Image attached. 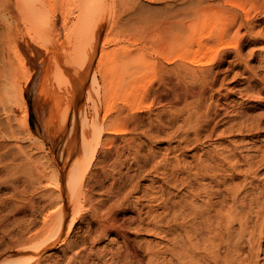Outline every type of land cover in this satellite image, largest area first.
Returning <instances> with one entry per match:
<instances>
[{
	"label": "rangeland",
	"instance_id": "374dc122",
	"mask_svg": "<svg viewBox=\"0 0 264 264\" xmlns=\"http://www.w3.org/2000/svg\"><path fill=\"white\" fill-rule=\"evenodd\" d=\"M87 2H91V7L86 6ZM87 2L0 0V123L4 122L1 129L7 130L5 125L9 127L11 125L10 128L18 133L13 137L17 139L12 141V138H4L5 144L9 149H14V152L16 148L13 145L15 143L21 145L26 149L31 161H35L34 165L24 164L20 168L12 165L11 168L4 169V159L7 157H0V254H4L8 247L16 245L15 242L23 232L27 231L24 234H29L40 231L41 235H45L43 233L45 230L48 232L50 217L45 218V226L42 225V218L52 209L47 206V198L41 199L39 194L29 191L31 187L27 183L28 177L36 176L37 171L43 169L47 175L49 174L47 176L49 182L54 183L58 179L64 181L65 173L59 176L58 171L62 172L66 162L69 163L68 166L76 161L86 162L85 159L88 157H83L82 150L87 147L89 151L90 147L97 148L90 170L101 174L100 166L105 163L103 173L106 176L101 177L99 182L93 181L91 192L98 213L105 214L108 211L106 215L126 223L134 219L133 223H129V231L135 232V235L131 236H135L136 245L139 248L141 246L142 252L139 251L141 263L169 264L171 259L177 264V261H174L176 259L170 258V236L166 232L160 233L147 214L149 209L154 210L155 215L162 214L160 201L166 192L175 191L168 185L170 177L165 174L170 171L171 165H176L178 161L181 163L180 166L192 164L198 157H209L215 152L226 155L232 148H236L235 152L239 157H260L258 155L264 152V9L259 10L260 0H87ZM206 4L216 6L220 17L217 19L215 17L214 27L206 25L204 18H210L208 15L212 14L207 12L201 19L200 27L193 28L200 34H207L208 30H211L208 39L206 38L203 43L205 54L198 57L203 63L210 59L209 64L198 65L182 61L178 54H181L183 47L182 51L186 50L188 55L196 49L194 42L189 41L185 45L187 37L185 25L195 10L201 9L200 7L203 9V5ZM206 7L207 5L204 9ZM225 10L233 11L237 16L238 21L234 27H230L232 20ZM96 16L103 18V26L94 57L89 58L86 54L90 49L93 23L98 19ZM223 20L226 22L221 23ZM246 20L251 23L249 26L251 31H247L249 28ZM238 23H242L244 28L241 27L239 34L235 32ZM220 24L224 29L222 39L219 41L221 44L215 34V29ZM166 25L171 28L168 29L169 33ZM248 32L250 33L247 34ZM241 33L246 35L245 38L244 36H241L243 39L239 38ZM105 39L104 46H101ZM234 42L239 44L234 48L239 50L238 56L231 46L225 45ZM223 51L229 53L224 61L221 58L225 55ZM108 52L115 58L122 59L128 54L126 60L132 61V64L129 62L128 71L133 67L142 69V66L144 71L132 69L131 74L129 72L125 74V79L130 78L128 81H120L116 85L109 83L104 73L106 61L110 60L107 58ZM85 58L86 61H90L87 65L90 69L86 71L88 75L77 90L74 86L71 91L69 80L73 77L78 79L75 73L77 70L81 72L83 64L81 68L80 64ZM21 61H24V71L20 68L23 64ZM162 63L169 67L177 64L192 67L197 70L199 77L203 76L200 70H207L206 80H211L213 75L216 77L212 87L207 88L206 94L192 102L193 105L190 103V108L187 106L185 108L183 103L167 97L170 94H166L165 91L163 93L166 96L161 92L157 94L153 90L143 88L147 85L153 88L159 85ZM136 72L141 74L134 75ZM25 74L31 75L28 85L23 82ZM128 74L130 75L127 76ZM93 77L97 85L94 87L96 95L94 102H90L87 99L86 88L90 86ZM185 77L184 82L189 84V75ZM20 89L26 106L29 131L33 136L45 139V144L35 145L32 139L27 138L24 127H20L19 119H22L23 115L20 110ZM75 90L78 93L77 97H73ZM50 104L54 120L51 119L50 112L48 113ZM106 104L109 105V109L106 108ZM97 105L98 108L95 107ZM128 105L144 106L129 114ZM94 107L100 110L98 115H94ZM37 108L40 111L45 110L43 118L54 130L52 138L50 136L45 138L36 118ZM106 109L109 113L105 116ZM117 112H121L122 115L118 113L116 116ZM66 113L67 123L62 129L60 119ZM123 113L129 115V118ZM6 117H9L7 121ZM241 119L245 120L247 129L246 127L241 131H236L237 127L229 129L231 124L239 123ZM114 120L119 123L117 125L128 127L127 133L108 135L106 131L111 122L115 124ZM84 122L85 127L90 126V131L87 129L88 133L80 143L81 127ZM191 123L197 125L196 131ZM107 136H113L114 139L106 142ZM66 138L68 142L64 145ZM121 138L128 139L122 141ZM57 142L59 144L56 146ZM104 146H108V149ZM240 180L241 177H237L234 182ZM262 185L264 165L256 175L253 190L248 189L255 195L258 192L256 186ZM242 197H246V194H240L239 198ZM111 205L114 206L110 208ZM241 208V204L238 203L236 210L239 211ZM89 214L87 203L83 205L81 203L69 233L44 254L45 260L42 264L55 263V260V264H118L112 253L121 246V239L115 234L97 238L95 235L97 223ZM139 216L145 219L143 224L139 223ZM162 225L164 222L160 224L161 227ZM27 227L28 230L23 231ZM163 230L166 231L165 228ZM5 253L7 256V252ZM259 258L261 259L259 264H264L262 259L264 246L261 248Z\"/></svg>",
	"mask_w": 264,
	"mask_h": 264
},
{
	"label": "bare ground",
	"instance_id": "6f19581e",
	"mask_svg": "<svg viewBox=\"0 0 264 264\" xmlns=\"http://www.w3.org/2000/svg\"><path fill=\"white\" fill-rule=\"evenodd\" d=\"M260 2H261L260 3L261 5H259L260 6L259 10L264 9V0H260ZM86 4H87L86 6L90 5L91 7V2H87ZM206 5L207 7L204 9ZM206 5L205 6L203 5V9L202 7H200L201 9L195 10V12L192 14V17L189 19V22L187 23V25H185V29L187 30V37H186L185 45H187L189 41L194 42L196 49H193V51L189 53L190 55H188V53L185 52L186 50L182 51L184 49L183 47V49L181 50V54L180 55L178 54V58L180 57L182 61H188L189 63L198 64V65L209 64L208 62L210 59H208L206 62L203 63L201 62V59L198 57L199 56L203 57V54H205V52H203L205 51L203 49L204 48L203 43L206 38L208 39L209 35L211 34V30H208L207 34H200L196 30L200 27L199 24L202 21L201 19L203 15H207L206 14L207 12H211L212 14L208 15L210 18H207V19H205L206 17L204 18L205 24L209 26H213V27L215 26V21H216L215 17L216 19L219 18L220 16L218 17V15L220 14L218 13L219 9H217L216 6L211 5V4L210 5L206 4ZM133 11H136V10H133ZM228 13L232 20L231 21L232 26L230 27H234L238 21L236 20L237 16L235 15L233 11L228 12ZM248 21L246 20V24L249 28L251 23ZM222 22H226V20L221 21V23ZM221 25L222 24H220L219 27L215 29V34L218 36V42L222 39V35L224 33V29L222 28L223 26ZM102 26H103L102 17L98 18L93 23L92 32H91L90 49H89V52H87L86 54L88 55L89 58L94 57V51L97 45L98 38L100 37ZM194 26L195 28H197L196 30H194L193 28ZM241 27L243 28L242 23L240 24L238 23V27L235 30L237 34L240 33L239 31ZM209 28H212V27H209ZM250 28L247 29V31H249ZM168 29H169V26L166 27V30ZM169 30H168V33L170 32ZM195 31H196L195 33L196 37H195V34H193ZM249 33L250 32H248L247 34ZM241 36L242 37L244 36L245 38L246 35L242 34L240 35L239 38H242ZM105 41L106 39L103 40V42H101L102 43L101 46H104ZM219 43L221 44V42ZM237 43L235 42L227 43L225 45L231 46V48L234 49L239 45ZM223 46L222 48H225ZM234 50L236 52L235 54L238 56L239 50L237 49H234ZM223 54L225 55H222L221 58L224 61L225 58L229 55V53L224 52ZM127 55H126V58H123V59L121 57L115 58L114 55L109 54L108 52L107 58L110 60L106 61V64L104 67V73L109 83L116 85L120 81L122 82H124V80L128 81L130 78L125 79L126 77L125 74H127L128 72L130 73V70L132 69L134 70L136 68V71H140V70L142 71L143 69L142 65H141L142 69L141 67L131 68L130 66L131 69H129L128 71L129 62L132 64V61L126 60L128 59ZM238 59L240 60L239 57ZM241 60L243 61V58ZM21 62L23 64H21L20 68L22 71H24L25 70L24 61H21ZM89 62L86 61V58L81 62L80 68L82 67V64H83V68L81 72L80 70H77V72L75 73L78 79L74 78L73 76H69V77H73V78H70L69 80V88L71 91L74 88V86H76V90H77V87L78 86L80 87L84 83V80L88 75L86 71L90 69L87 67ZM171 72H173L172 75H171ZM199 72L203 75L202 77H199L197 75V70H195L192 67L181 65V64L174 65L173 67H171L170 65L169 67L162 63L160 65L161 78H160L159 85H157V87L155 88H153V86L148 87V85L143 86V88L145 87L144 88L145 90L146 89L153 90V92L157 94L161 92L164 95L165 93L163 92L165 91L166 94L168 93L170 94L167 97L171 98V100L172 99L173 101L177 100L179 101V103L181 104L183 103L182 105H184L185 108L186 106L187 108H190L189 106L190 103L199 100L202 96L206 94L207 88L212 87L214 83L213 80L216 77V75H213V78H211V80H206V78L208 77L207 75L208 71L200 70ZM130 74H128L127 76H129ZM137 74L140 75L141 73L136 72L134 75H137ZM187 75H189L190 77L189 84H186L188 82L186 83L184 82V79L186 78L185 76ZM30 81H31V75L25 74L23 78L24 84L28 85ZM140 83L142 84V82ZM105 84H108V83H105ZM120 84L123 85L124 83H120ZM143 84H144V81H143ZM95 85H96V80H95V77H93L90 86H87L86 88L87 99H89L90 102H94V97L96 95V94L94 95ZM109 86L111 87L112 85H109ZM113 87L115 88L116 86H113ZM140 88H142V86ZM76 90L73 92V97L78 96V93ZM20 92H21L19 93L20 102H21L20 110H22L23 112V115L21 117L22 119H19L20 127L21 126L24 127L27 138L32 139L35 145L38 146L39 144H45V139L33 136L29 131V127L27 123V111H26V106L23 100L21 89H20ZM39 93L41 94L42 90L41 92L39 91ZM79 93H82V92L79 91ZM135 95H138V94L135 93ZM95 101H97V99ZM96 104H98V102ZM108 104H106L107 109H109ZM50 105H49V110L48 109L47 110H48V113L50 112L51 114L50 115L51 119L54 120L55 116L52 113L53 112L52 105L51 106ZM95 107L98 108V105ZM95 107H94V115H98L100 110ZM140 107L133 106V105L130 106L129 114H131L134 110L136 111L139 110ZM40 108H42V106ZM37 109L38 111L36 112V118H37L38 123L41 126V129L44 132V135L46 136L45 138H49V136L50 138H52L54 130L52 129L51 124L45 118H43V115H44L43 112L45 110L44 111L41 110L42 111L41 112L39 108ZM107 109L104 114L105 116L107 113H109ZM121 112H117L116 116H118V113H120V116H121L122 115ZM5 116H8V115H5ZM125 116L129 118L128 117L129 115H125ZM2 117H4V115ZM8 118L6 117V121ZM113 118H116V117L113 116ZM111 119L110 121H112ZM48 120L50 121V118ZM118 120H120V118H118ZM115 121L117 120H114V122ZM66 123H67V113L64 114L63 117H61L60 119V124L62 125V129H63V126H66ZM112 123L113 122H111V126H109L108 130L106 131L108 135L109 133H113L115 135L122 134L125 132L127 133L128 127L117 125L119 124L118 122H115L114 124L115 126ZM3 124L4 122L2 124L0 123V157H7L6 159H4L5 164L3 168L9 169L12 167V165H14V167L20 168L21 165L29 164V163H32V165H34L35 161H31V157L27 155L28 153L26 154V149H24L21 145L17 143H15L14 145L12 144L14 148H16V151L14 152V149L13 150H11L12 148L9 149L8 145L5 144L4 138H9V139L12 138L11 139L12 141L16 140L17 138L14 139L13 137H15V135H18V133L16 134L14 132V129H11L12 128L11 125H10L11 128L9 127V125H5L6 128L8 129L10 128L9 131L8 129L7 130L1 129V127L4 126ZM5 124H7V122H5ZM8 124H10V122H8ZM84 125H86L85 122L82 123V127H81L80 143H82L83 138L86 137V134L88 133L87 129H89L90 131V126L85 127ZM192 126H195L192 128L193 129L195 128V131H196V129L198 128L196 127L197 125L194 124ZM235 127H237V129ZM244 127H246V129L248 128L247 124L245 123V120L241 119L239 123L235 122V124H231L229 129L231 130L234 128L236 129V131H241ZM62 129H58V131ZM58 131H57V134H58ZM99 133L101 134V130H99ZM111 137L107 136L106 142H110L114 139V137L113 138ZM127 139L121 138L122 141H126ZM67 142L68 140L66 138L64 145L67 144ZM106 142L105 144H107ZM78 147L80 148L81 145ZM60 148H61L60 150L62 151V147ZM96 149L97 148L89 147V151H88L87 147H85L82 150V152L84 153L83 157H88L85 159L86 162L76 161L75 163H71L70 166H68L69 163L66 162L67 170H66V163H65V165L62 167V172L59 173L58 171L59 176L60 174L62 175L65 173L64 181H60V179H58L56 182L54 181V183L52 181H51L52 183L49 182L48 180L49 178L47 179V176L49 174L47 175L43 169L37 171L36 176L31 175L28 177L27 183L29 184V187H31V190L29 191L36 192L37 194H39L38 196H40L41 199L47 198L48 199L47 206L49 207V209H52V210H48L45 213L44 217L42 215L43 217L42 225L43 226H45L46 224L45 218L50 217L48 232L46 230L43 231L45 235H41L40 231L38 233L29 232V234H24L27 232L26 230H28V227H27L25 230H23L26 232H23V233L21 232L22 234L19 236V238L15 242L16 245H13L10 247L7 246L8 249L5 248L6 249L5 252H7V256L5 252H4L5 255L3 253L2 255L0 254V263L2 261L3 264H42L43 261L45 260L44 254L48 250L55 247L56 244H58L61 240H63L67 236V234L69 233L71 229V225L73 224L74 220H76V217L78 215V208H81V203L83 205L86 202L88 212L90 213L89 215L92 216L93 221L97 223V228L95 230L96 237L101 238L107 234L109 235L115 234L121 239V246L118 248V250L115 253H112L113 255L112 257L115 260V262H117L118 264H133V263L143 264L140 262L141 260L139 259V256L141 255V254L139 255L141 246L139 248V246L136 245L135 236H131V235H135V232H133L132 230L129 231V223H133L134 219L131 221H127L126 223V222L118 221L115 218L109 217L108 215H106L108 211L105 214H99L98 207L93 203V199L91 197V192L93 190V181L99 182L101 177L106 176L103 173V170H104L103 168H104L105 163H103L100 166V169H101L100 171H102L101 174H99V172L98 173L94 171L92 172L90 170L92 161L96 155ZM235 150L236 148H232L231 150L228 151V154L226 155H222L221 153L215 152L213 155H209V157H204V158L198 157L195 162H193L192 164L188 163V165L185 164V166L183 165L180 166L181 163L178 161L176 165L173 164L171 165V167L169 166L170 171L165 173L170 177V180L168 181V185L170 187L172 186L171 188L175 191L169 190L168 193L166 192L164 194V198L162 199V201H160L159 206H162L161 208H163L162 214L155 215L154 210L152 209H149L147 214L149 215L151 221H154L152 222L153 226L161 231L160 233L166 232L167 235L170 236V245H171L170 246V255H171L170 258L176 259L174 261H177V264H259L260 263V260H261L259 258L260 252H261L262 246H264V185L256 186L255 189L258 190V192L255 195L251 194L252 192L251 190H253L252 186L254 182L256 181V175L260 171V167L264 165V152L258 155L260 157H249V156L239 157L236 154ZM17 157H21V158H17ZM183 161L184 160H182V162ZM53 173H56V172H53ZM53 173H52V176H53ZM54 175H57V174H54ZM237 177H241V180L239 182H234V180L237 179ZM54 179L55 178H53V180ZM44 181H46V183H44ZM248 188H251V190H249ZM240 194H246V197L248 196V198L246 197L239 198ZM162 196H163V193H162ZM238 203H240L242 206V208L239 211L236 210V206ZM113 206L114 205H111L110 208H112ZM144 221L145 219H142L139 216V223L143 224ZM163 222H164V225H162L161 227L160 224H162ZM148 223L147 225H149ZM163 228H165L166 231H164ZM10 245L12 244L10 243ZM55 263H56V260H55ZM55 263H49V264H55ZM169 264H174L171 259L169 260Z\"/></svg>",
	"mask_w": 264,
	"mask_h": 264
},
{
	"label": "water",
	"instance_id": "95a60500",
	"mask_svg": "<svg viewBox=\"0 0 264 264\" xmlns=\"http://www.w3.org/2000/svg\"><path fill=\"white\" fill-rule=\"evenodd\" d=\"M59 144V142H57V144L56 145H58Z\"/></svg>",
	"mask_w": 264,
	"mask_h": 264
}]
</instances>
